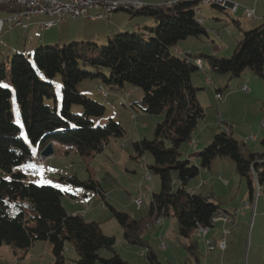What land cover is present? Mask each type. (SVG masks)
I'll list each match as a JSON object with an SVG mask.
<instances>
[{
    "label": "trees",
    "instance_id": "trees-1",
    "mask_svg": "<svg viewBox=\"0 0 264 264\" xmlns=\"http://www.w3.org/2000/svg\"><path fill=\"white\" fill-rule=\"evenodd\" d=\"M196 6L195 1L174 0L125 10L133 16L151 18L157 25L112 34L107 37V45L90 41L41 45L33 55L18 53L1 62L0 80L9 77L12 80L27 140L19 137L20 126L10 107L11 91L0 84V171L7 174L0 175V246L28 251L37 240L50 241L54 254L51 264H67L64 252L69 241L78 253L76 264H95L97 260L102 264H129L115 251L110 257L101 256V249L113 250L115 237L104 233L99 222L69 212L58 187L28 182L26 173L18 168L32 158L30 144L40 142L44 147L53 142L62 146L58 151L64 154L76 150L88 157L103 151L111 137L125 134L124 128L112 119L103 125L97 122L104 115L105 106L79 91L77 85L84 79L96 78L111 89H122L127 84L140 86L144 96L133 103L134 108L164 116L156 125L154 139L143 138L133 143L136 158L146 151L152 153L154 163L148 167L161 181L160 191L152 194L151 219H135L108 205L123 226L125 240L135 244L145 242L148 247L145 257L151 264L164 263L143 237L146 226L173 216L178 221L179 235L190 238L199 225L213 226L212 216L224 210L211 196L189 190V182L202 169H210L216 158L227 156L235 162L252 198L257 184L264 195V153L248 148L234 136L232 128L214 133L201 151L182 158V145L191 143L195 129L206 115L197 96L199 88L192 82L199 69L197 60L207 61L211 70L227 73L231 79L250 69L264 80V22L243 30L242 39L230 57L188 53L182 58L170 52L184 38L207 34L203 22L198 20ZM236 22L240 28L239 20ZM57 75L63 90L60 106L50 82ZM222 91L223 88L217 93ZM51 100L53 105L49 103ZM75 104L82 106L81 114L72 112ZM67 180L103 196L99 182L93 178L86 181L74 175ZM187 249L200 264L197 246L191 243Z\"/></svg>",
    "mask_w": 264,
    "mask_h": 264
},
{
    "label": "rangeland",
    "instance_id": "rangeland-1",
    "mask_svg": "<svg viewBox=\"0 0 264 264\" xmlns=\"http://www.w3.org/2000/svg\"><path fill=\"white\" fill-rule=\"evenodd\" d=\"M153 4L170 3L173 0H143ZM235 1V0H233ZM238 1V0H237ZM235 1V2H237ZM242 9L237 12L231 11L228 7L224 9L217 8L209 4H200L202 12L199 16L205 17L203 25L207 34L203 33L197 36H189L179 41L177 45L172 46L170 52L177 57H187V54L177 53V47L191 49L193 54L216 55L220 57H230L238 42L242 39L243 31L237 25L236 19H240L241 26L246 30L258 27L260 24H254L256 20L246 16L244 7L256 8L254 0H239ZM260 14L264 10V0L260 3ZM244 11V12H243ZM263 18V17H261ZM113 22L109 25L104 21L80 20L73 18L67 19L59 26H55L46 32L47 37L51 35L56 37L48 45H62L70 43V35L77 31H89L96 33L99 38L79 39L77 41H90L99 45H107L108 41L104 39L109 27H114L119 21L123 28L131 27L136 21H143L142 17L133 16L128 11H117L113 15ZM81 22V23H80ZM127 22V23H126ZM262 20L258 21L261 23ZM257 23V21H256ZM255 26H250V25ZM157 22L149 23L147 26H156ZM144 27V25L140 26ZM111 28V29H112ZM114 32V31H113ZM113 34V33H112ZM148 39V38H147ZM177 46V47H176ZM38 48V47H37ZM35 48L31 55L36 51ZM186 52V51H185ZM32 57V56H31ZM203 67L199 68L192 76V82L198 89V99L205 108L206 115L199 122L198 127L193 133V140L197 146L191 147L190 142L181 147L182 158H187V154L201 151L212 139H207V135L212 136L215 132L225 130V127L232 128L236 138L244 141L251 150L261 149L264 147V103H257L256 96L251 95L253 80L256 84L257 94L264 101V80L246 69L240 76L230 78L227 73H217L211 70L207 61L203 60ZM84 69L93 70L90 67ZM252 74V75H251ZM43 79H46L41 74ZM57 75L50 82L53 84L57 95V105L62 103V82ZM256 82V83H255ZM0 84L10 89L11 108L16 123L20 126L19 137L26 138L25 126L21 118L20 105L18 104L16 91L12 80L9 77L0 80ZM244 86L251 91H245ZM79 91L99 104L105 106V113L102 117L96 118L101 125L107 123L110 119L118 122L125 130L121 137H111L103 151L95 153L88 157L79 155L76 150L70 154H64L63 151H56L51 156L52 162L56 165V170L50 171L49 164L34 166L30 158L26 163L18 168L26 173L28 182L37 184H51L58 187L62 192V203L71 213H79L86 220L97 221L100 223L104 233L115 237L113 250L101 249L100 255L110 257L113 251L119 253L129 264H151L145 252L148 247L143 244L127 242L124 237V229L118 219L113 217L109 204L117 210L129 214L132 218L150 220V206L152 194L161 189L160 177L148 167L154 163L152 153L146 151L141 158L135 157L133 143L137 140L155 138L156 125L163 120V115L152 114L135 109L133 103L138 102L144 96L142 87L127 84L122 89H111L102 84L98 79H84L77 85ZM223 88L222 98L217 97V89ZM101 88L107 91L104 95ZM132 90L131 93H128ZM134 90V91H133ZM53 105L54 100L49 101ZM72 112L81 114L83 108L75 104ZM145 122L149 124L145 125ZM256 135L258 138L253 137ZM213 138V136H212ZM207 140H210L207 142ZM31 156H37L42 146L39 143L30 144ZM219 159L225 162L217 163ZM213 179L209 181L208 177L204 178L208 184L204 187L196 180L198 193L211 196V200L221 204L223 209L236 211L238 221H243V226L238 233V244L236 251H230L225 258H221L223 251L220 248L221 237L223 235L224 221L219 220L210 227L208 239H212L211 244L214 250L208 253V245L197 230L191 233L190 238L181 237L178 233V221L175 217H165L161 222H154L145 227L143 237L152 248L154 254L164 264H197L196 260L188 252L187 246L191 243L196 245L199 250L200 264H247V257L250 253V235L253 233V247L250 257L251 264H264V195L259 191L253 198L249 197V188L247 182L242 180L236 170L235 162L227 156L218 157L213 162ZM211 171H209L208 176ZM7 175L0 171V175ZM76 175L80 180L93 178L99 182L103 191V196L97 194L91 189L83 188L75 183L70 182L67 178ZM173 177L176 171L172 172ZM199 178V175L197 176ZM242 181V189L238 191V186ZM229 186V187H228ZM245 192L247 198L243 197ZM141 203L139 204V202ZM248 209V213L243 217L239 211L238 205ZM237 221V223H238ZM221 223L223 227L219 228ZM34 248L24 251L11 248L9 245L0 246V264H51L54 262L52 254V243L50 241H38ZM47 243V244H45ZM167 247L163 248L162 245ZM48 245L50 250L48 251ZM228 246V241H227ZM65 256L67 264H76L78 253L75 245L69 241L65 245ZM144 254L141 256V253ZM95 264H102L97 260Z\"/></svg>",
    "mask_w": 264,
    "mask_h": 264
},
{
    "label": "built area",
    "instance_id": "built-area-1",
    "mask_svg": "<svg viewBox=\"0 0 264 264\" xmlns=\"http://www.w3.org/2000/svg\"><path fill=\"white\" fill-rule=\"evenodd\" d=\"M197 2L196 13L197 15L201 12L200 4L218 5L222 7H228L231 11L237 12L241 9L242 5L233 0H191ZM173 2V1H172ZM170 2V3H172ZM146 3L142 0H0V11L4 12V16H0V37L5 29H11L14 25H20L27 27L28 23L24 22L22 18H30L31 16H45L46 19L42 22L44 28L49 29L53 26L63 23L69 18L80 19L90 18L93 20H103L110 22L112 15L120 10H136ZM247 18H255L256 11L251 7H244ZM198 20L203 22L205 17L198 16ZM199 68L203 67L201 60H197ZM245 91H249V88L244 86ZM104 95L108 93L101 88ZM218 98H222V93H217ZM264 124V123H263ZM228 130V126L225 127ZM191 147H196L197 143L192 140L190 143ZM195 153V152H194ZM193 160L197 158L191 157ZM46 156L39 153L37 156L32 158L34 166L39 167L44 164ZM261 192V188L257 184V191ZM141 201L139 202V204ZM219 220H223L225 227L223 229V235L221 237L220 248L222 250L227 248V238L230 235L231 227L234 226L237 221V212L230 210H218L211 218V225L214 226ZM162 219H157L156 222H161ZM199 225L196 229L199 235L204 237L208 245V253L215 249L211 244L212 239H208L207 236L210 231V227ZM167 245L163 244V248ZM144 252L141 253V256ZM146 254V252H145Z\"/></svg>",
    "mask_w": 264,
    "mask_h": 264
},
{
    "label": "crops",
    "instance_id": "crops-1",
    "mask_svg": "<svg viewBox=\"0 0 264 264\" xmlns=\"http://www.w3.org/2000/svg\"><path fill=\"white\" fill-rule=\"evenodd\" d=\"M143 1V0H142ZM174 1V0H173ZM237 1V0H235ZM239 2V0L237 1ZM255 2V6H257L255 8V11H256V17L255 18H250V19H254L257 21L253 22L254 24H262V22H264V10L260 12V14H258V11H260V3H261V0H254ZM148 3V2H146ZM149 4H153L151 2H149ZM242 9V8H241ZM120 11H125V10H120ZM202 12V10H201ZM244 12V11H243ZM116 13V12H115ZM114 15V14H113ZM113 15H112V18H113ZM0 16H4V12L3 11H0ZM263 17V18H261ZM144 19H142L143 21H136V23H134L131 27L129 28H123L125 23L123 24L122 22H118L120 24H115L113 25L114 27H109L108 29V32H107V35L104 36V39L107 40V37L115 34V33H118L120 31H142L140 26L144 25V26H147L149 23L153 22V19L151 18H147V17H142ZM46 19L45 16H31L30 18H22V20L26 23H28V26L27 27H22L20 25H14L13 28L11 29H8L5 27L1 37H0V64L2 61H6L8 60L9 58H11L13 55H17L18 53H23V54H29L31 55L30 53H32V51L41 46V45H45V44H48L52 41H62L61 38H59V40H55L56 37L54 36H50L49 38L47 37L46 35V32L50 29H52L53 27L49 28V29H46L44 28V25H43V21ZM70 19V18H69ZM89 20L90 18H81V19H77V22L80 21V20ZM76 20V19H74ZM92 21H103V20H93V19H90ZM236 20H239V25H240V28L241 30H246L243 26H241V21L240 19H236ZM261 21V23H258V21ZM105 22V21H104ZM113 22V19H111L110 22H108L107 24H111ZM64 23V22H63ZM81 23V22H80ZM106 23V22H105ZM127 23V22H126ZM204 23V22H203ZM62 24V23H61ZM60 25V24H59ZM59 25H56V26H59ZM250 26H255V25H250ZM258 26V25H257ZM112 28V29H111ZM114 31V32H113ZM94 37H97L99 38V36L93 32H89V31H81V30H77L75 32H73L71 35H70V38L71 40L73 41H77L79 39H89V38H94ZM177 47V46H176ZM186 51V52H185ZM177 53L179 54H187V56L189 55L188 53H191L193 54V50L191 49H183L181 47H177ZM193 55H196L193 54ZM194 60V59H192ZM252 75V74H251ZM257 77V76H256ZM253 80V82H251L252 84V91H251V95H254L256 96V101L257 103H264V101H262V98L259 94H257V90H256V84H254V80L255 78H251ZM256 83V82H255ZM197 87V86H196ZM222 88V87H221ZM221 88L217 89V90H220ZM250 89V88H249ZM134 91V90H133ZM132 90H129L128 93H131ZM263 112H264V108H263ZM148 123L145 122V125H147ZM149 126V124H148ZM264 127V126H263ZM217 133V132H215ZM214 134H212L213 136ZM212 136H210L209 134L207 135V139H212ZM253 137L255 138H258L256 135H253ZM210 141V140H207V142ZM54 144V143H53ZM54 147H55V150L57 151L58 149H61L62 146L60 144H54ZM55 151V153H56ZM254 152H259V153H264V147H261V149H256V150H252ZM214 162V161H213ZM223 162H225L223 159H219V161L217 163L219 164H222ZM49 164V167H50V171H55L56 170V165L52 162V157L48 158L45 160L44 164ZM43 165V164H42ZM41 165V166H42ZM213 163L211 165V168L210 169H202L200 171V174H199V178L198 177H195L193 180H191L189 182V190L191 191H195V192H198V190L196 189L198 186L197 184L199 183V185L201 184L203 187L204 185L208 184V181H205L204 178L207 176L209 181H211L213 179ZM210 172L209 176H208V173ZM2 176H5L4 174ZM196 180H198L199 182L197 183ZM243 180V179H242ZM242 181H240V184L238 186V191L240 189H242ZM229 187V186H228ZM248 188V187H247ZM204 195V194H203ZM248 196V193L245 192V194L243 195V197L247 198ZM249 197L251 198V195H250V189H249ZM222 207V206H221ZM239 207V211L241 212V215H240V218L241 216L243 217L244 215H246V213H248V209L244 208V205L241 206L240 204L237 206ZM72 212V211H71ZM74 213V212H73ZM239 214V212H238ZM237 214V215H238ZM243 221L241 220V223H240V219L238 221V223H236L234 226L231 227V233L230 235L228 236L227 238V241H228V246L227 248L223 251L222 255H221V258H225V256L227 255L228 252L230 251H236V246L238 244V233L240 231V229L243 226ZM223 227V224L221 223L220 227L221 228ZM224 227H225V224H224ZM254 230H251V235H250V253L247 257V264H251L250 263V257H251V254H252V247H253V233H254ZM36 242L33 246H31L32 248H34L36 246ZM47 244V243H45ZM264 243H262L263 245ZM48 251L50 250V245H48ZM163 247V245H162ZM32 248H29L30 251ZM152 249V248H151ZM52 254H53V251H52ZM54 256V254H53Z\"/></svg>",
    "mask_w": 264,
    "mask_h": 264
},
{
    "label": "water",
    "instance_id": "water-1",
    "mask_svg": "<svg viewBox=\"0 0 264 264\" xmlns=\"http://www.w3.org/2000/svg\"><path fill=\"white\" fill-rule=\"evenodd\" d=\"M40 153L46 157L53 155L55 153L53 142L46 143V145L42 147Z\"/></svg>",
    "mask_w": 264,
    "mask_h": 264
},
{
    "label": "bare ground",
    "instance_id": "bare-ground-1",
    "mask_svg": "<svg viewBox=\"0 0 264 264\" xmlns=\"http://www.w3.org/2000/svg\"><path fill=\"white\" fill-rule=\"evenodd\" d=\"M201 8H202V7H201ZM200 13H201V12H200ZM200 13H199V14H200ZM80 19H81V18H80ZM230 233H231V232H230Z\"/></svg>",
    "mask_w": 264,
    "mask_h": 264
}]
</instances>
